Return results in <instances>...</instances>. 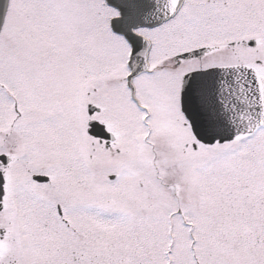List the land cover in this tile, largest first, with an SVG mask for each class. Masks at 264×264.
<instances>
[{"label": "snow or ice", "instance_id": "1", "mask_svg": "<svg viewBox=\"0 0 264 264\" xmlns=\"http://www.w3.org/2000/svg\"><path fill=\"white\" fill-rule=\"evenodd\" d=\"M0 264H264V0H0Z\"/></svg>", "mask_w": 264, "mask_h": 264}]
</instances>
